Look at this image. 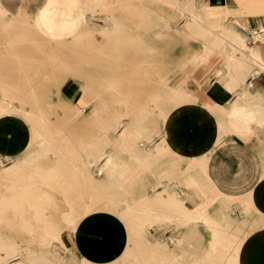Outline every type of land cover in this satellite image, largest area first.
<instances>
[{
	"label": "rangeland",
	"instance_id": "obj_1",
	"mask_svg": "<svg viewBox=\"0 0 264 264\" xmlns=\"http://www.w3.org/2000/svg\"><path fill=\"white\" fill-rule=\"evenodd\" d=\"M86 1L89 6L90 20H89L88 28H86L85 32L83 29L82 30L79 29L78 32L75 33V35L73 36H66L65 38L62 39H55L51 37L52 41L48 42L45 41V38L46 37L48 38L49 36H44L45 34L42 33L43 36H41L42 38H40L37 34L36 29L33 28L31 22H29L28 25L25 26H24L25 24L24 22H16L17 24L12 26V31H15L18 36V40L16 41V43L20 44L22 47L27 46L30 49V51L32 50L31 51L32 53L25 52L26 54L24 53L18 54L16 55V57L13 58V62L17 64L16 67L10 66V68L0 69V98L3 95V93L6 94L7 92L11 94V92H13L18 82L25 81L26 80L24 77L25 75L17 76V73L30 68L41 71L46 69H49V71H52V69L53 70L57 69L59 72L58 74L63 73V71L69 72L71 70H74V73H72L71 76L69 74L70 80L82 85L86 77L91 76L93 73L96 72L95 66L97 62L96 59L97 57L95 53L97 52L98 44L100 45L102 44V46L107 47V41L110 38L117 40V46L120 49V54L118 56H111V55L104 56L102 58V64L104 65L106 63H109L110 61H113L115 58H118V60H120L121 62L120 64L124 66L122 67V69H129L135 71L141 70L140 73L143 75L146 84H148L149 86H155V87L157 86L158 88H160V91L162 93L166 91V88L164 85L157 83V81H159L160 78L159 75L158 76L155 75L154 68L152 67L151 54L139 48L137 38L140 37V35L137 34L138 33L137 31L144 30L143 36L145 40H149V38H151L152 36V33L157 28L167 31L168 33L170 27L167 26L168 25L167 22L168 20H171L172 22L171 27L173 28L174 31L173 32L170 31L169 40L165 42V44L160 48L158 55L163 56L159 60V62L162 61L161 64L164 63V65H162L161 67L163 69L161 70L162 74L165 75V73L171 71L172 73H174L173 74L174 80H176L180 76L179 67L184 63L188 62L194 53L201 52L206 48V46H211L215 44L217 42L215 40L221 42L220 41L221 38L212 39L211 35H213L217 31L221 35H223L226 32L224 27L222 29L214 28L210 24L211 22L208 19L202 20L201 24H195V22L191 20L192 18L190 19V17L186 16V14L184 13L185 11L180 10L179 8H177L176 10L175 9L176 7H174L173 5L170 6V4L163 2L161 0H139V1L138 0L137 1L136 0H132V1L131 0H86ZM177 1L180 2L179 6L181 5L183 6V4L189 3L190 7L191 6L198 7L196 5L197 3H206V1L209 0H192L193 4H191V0L190 1L177 0ZM125 3H128L131 7L135 9L139 8V10L129 11L128 16L121 15L122 11H120V9L122 8V4ZM198 8L200 9L203 7H198ZM46 10L50 12L51 15L64 12L65 16L58 17L59 24H64L65 22L69 21L70 13L75 11L73 6L69 5L68 3L62 0L54 3H48ZM211 12L213 11L211 10ZM2 14L3 12H1V19L3 20L5 17ZM218 16H222V15H218ZM152 17L157 19L156 26H151L148 24V22H151ZM142 20L144 26L142 25L137 26V23L139 21L142 24ZM4 28L8 29V26L6 27L2 26L1 30H3ZM230 32L229 31L227 32L228 36L226 38L228 40H232V42L226 44L232 45V47H234L233 49H235L236 41L234 35H236V31L233 30L232 33ZM30 35L37 37H34L32 42H26V43L20 42L22 39H23L22 41L28 40V37L26 38V36H30ZM76 37L80 38L81 41L70 43ZM39 39H42L44 41H39ZM2 45L8 46V44H2ZM110 46L112 45L110 44ZM0 49L2 50L3 48ZM128 51H130V53L134 55V58H138V60L135 59L134 65L125 64V61H123L122 59V55ZM89 52H91V54H89ZM137 52H141V54H138ZM58 55L61 56L58 57ZM72 60L74 64H72L73 63ZM137 61H139L138 65L136 64ZM9 62L11 64V60ZM30 65L32 67L29 68ZM115 71L118 70L111 68V71L109 70L108 74L112 75L113 72ZM210 81L211 79L209 80V83ZM190 82L194 83L199 89L201 88L202 84H199V82L194 80V77H192ZM188 84L189 83L186 84V89H187L186 91L190 93L191 96L177 100L178 105L173 106L171 112L173 113V116L177 114L178 110L181 109V107L186 103L197 102L195 100L196 99L195 95H200L201 92L198 93L193 92L192 90L189 89ZM4 88H6V90H3ZM56 89L57 86L54 89V91H56ZM62 89L63 88L61 87V90ZM106 92L110 94H115L116 90L113 91L106 90ZM56 94H57L56 92L53 94V98H52L53 101L49 100L45 104L44 101H42L39 103L40 104L39 106L36 105L25 106L24 104L23 107L29 110L28 112L33 111L35 112L34 113L35 115L37 113L39 117L37 115L36 117L40 119L43 123L47 122L48 126H51L52 124L54 125L55 122L58 123L60 127H62L63 124H68L69 126H71V123H69L68 121L65 122H62L61 120L59 121L57 114L59 113L60 116H62L61 119L64 118L62 115V109L64 108L63 113L66 116V118H64L65 120L68 118L77 117L76 115L73 114V112L71 113L70 110H72L73 107L81 106V103L79 101L81 97V92L80 90L77 91L74 97L72 98V100L69 102L72 106L69 104L61 106V104H59L57 101ZM184 96H185V92H184ZM86 97L91 103H95V106L94 107L91 106V108H87L85 115L91 113L93 114L95 112L100 114L102 113L100 112L101 109L103 110L106 109L109 113L105 115L104 113H102L101 117L104 118L111 115L110 118H112L115 117L114 116L115 114L116 117L119 116L120 109H127L126 107H123L121 102L120 103L117 102V99H114L113 101L107 99L106 103H104L103 102L104 100H102L99 97V95L96 98L95 94L93 92H90V90H85L84 98ZM149 97H151L150 93L148 94V96L145 97L146 105L144 106H146L145 108L146 113L150 115L148 116V119L151 120L150 125L153 128H155L156 131L153 134H151L148 141L145 143L143 150L151 149V151L157 157L156 156L152 157V160L148 161L147 155L149 154L148 152L144 151L143 155H145V157L142 160V162L139 164L134 162L132 163V161L130 160L132 154L127 153V151L131 150L130 148L115 146L114 143L108 145L109 150H113V152L115 151L119 152V153H115V156L117 158H122L123 160L125 159L124 161H127L128 164L124 163V165L126 166L129 165L128 167L134 166L136 170L133 173V177H131L132 179L128 177L126 178L124 177L125 182L127 181L128 183L126 184L124 182L125 185L123 184L121 191H123V193L126 192L127 202L129 204H131V202L133 204L134 203L136 204L138 202L137 203L139 204L138 207H140V205L144 207L147 204L151 203L150 201L152 197H154L160 192L164 193L165 191L164 188L166 185L175 184L174 194L175 195L177 194L176 197L178 199H186L188 205L187 208L189 210L193 209L191 210V212L203 210L202 214L208 220L215 221L218 223L222 231L221 234H219V240L215 244H213V231H211L212 229L204 225L202 223L203 221H199L198 223H184L182 221H177V220L175 221L174 219L171 220V222L166 223L164 219L160 217L157 218V216H153L146 213L139 216H135L133 212H130L131 213L130 215V213L127 214L125 208L108 203L107 201H104V199L100 197L98 198V196L97 197L95 196L93 198V207L88 219L91 223L90 228L95 232L94 233L95 235L98 234L100 230H105V225L107 221L105 217L106 213L107 216H110L111 213L117 215L121 224H123L127 228L130 235L129 247L124 256L125 259L116 262L115 264H197V263L210 264L211 261L215 260L214 257H221V258L223 257V259L227 260L230 264H236L235 256L236 253L237 255L239 254L240 246L242 243L240 242L238 245H236L235 218H236V213L239 212V210H236L237 201L234 200L233 202L230 203V206L228 208L229 214H225L219 211L217 207L219 202L215 200L216 197L214 192L208 187H205L204 190L210 202L209 201L204 202L207 199L195 195L193 191V186L191 185L190 182L187 183L188 186L186 190L185 191L182 190V187L180 186H182L183 184L185 185L187 180H190L193 177L194 178L198 177L197 175L203 174V171L200 168V166L195 162L194 160L195 156H192L190 159H187L184 155L181 154L179 149L173 147L171 141L167 136L169 135L168 128L170 125L168 126L167 125L168 122L165 121L161 115H159V111L158 109H156V106L153 104V102H151L150 105L147 104L149 102ZM17 102L20 101L18 100ZM57 103L59 104L58 108L61 107V110L59 111H57ZM129 104H130L129 112L135 111L136 107H134V105H132V103L130 102ZM42 113L46 114L45 115L46 118L45 116L42 115ZM47 117L49 118L47 119ZM124 118H125V124H129V121H127L129 120L128 119L129 115L124 116L123 119ZM6 121H10L11 127L9 132L11 133V138H12V135L14 134V130H15L13 118H5L0 122H6ZM130 125L128 126V129L126 131V136H128L130 140L132 136L134 137V139H136L137 138L135 137L136 133H134L135 131H133L132 128V126H134V123H130ZM51 127L53 128L54 126ZM53 129L55 130V127ZM58 129L59 128L57 127L56 129L57 132L55 131L56 134H54L55 139L57 141L59 140L62 141V138L64 137V133H63L64 131L58 132ZM42 130L45 132V129L42 128ZM93 130L97 137L101 136L100 122H96L93 125ZM68 134L70 135V133ZM116 135L117 133L116 134L114 133V137ZM11 138H10L11 141L9 140V144H8L9 149H11L12 146ZM143 140L144 139H142V141ZM138 141H139L138 143L141 142V140ZM163 141L164 143H162ZM159 144H163L162 145L163 147L161 148V150L156 151L157 149H155V147L158 146ZM141 145H144V143L142 142ZM119 147L122 150H119ZM226 158L227 156L225 157V160ZM223 160L224 158L222 155L221 157L218 158V163L219 164L222 163ZM14 162H15L14 159L4 160L3 165H0V206H1L0 215L1 216L3 215V217L0 218V221H3L2 225H0V231L3 233L4 239L8 240L10 239L9 238L10 236L12 240H15V242L18 243L17 248L26 246L25 248L28 249L31 253L36 254L35 256L37 257V255H42L43 253L42 247L39 245V243L32 242L33 234L31 236L29 234H26L27 229L22 228L19 225V222H21L22 219L21 217H24V215H26V217L24 218L25 221L32 222L34 230H37V232L41 231V227H39L38 224L35 222V219L31 217L32 214L36 213V211L34 210L32 211L31 209H28L29 203L26 202L18 203V204H23L25 206L22 210H18L20 212H17V210L12 206L10 207V204H13L9 202L10 195L13 192L11 187L13 186V183L16 180V178H14L13 175H11L10 177V175L6 174L7 175L6 176L5 173L9 170L10 167H12ZM56 162H57L56 156H54L53 154H48L42 157L38 156V158H36L31 165L22 164L23 167L21 169L22 172L21 177L26 178L28 175L30 174L32 175V173L34 175L37 173L34 179L35 184L33 188L39 187V188H35V189H39L37 190L39 191L37 192L38 195L43 194L42 197H44V195L49 196V199H47L46 202L42 198L43 202L37 203L42 207L39 208L37 213L41 215H45L46 217L43 218V220L48 221L49 224L52 227H54V229H56L59 233L61 232L64 233L65 236L64 238L69 239L76 236L75 230L77 227L74 228L70 224L67 223L64 224L65 221L63 220L64 221L63 222L61 221L62 220L61 218L60 219L57 218V212L54 210L56 199H59L61 201L62 198L61 197L62 195L57 194V190L52 184V182H54V176H56L55 177L56 179H60V175H57L58 172L56 170ZM35 164L36 166L40 167V170H37V172H33V170L36 167L34 166ZM145 166H152V167L149 170V168L146 169ZM222 171H223L222 176L224 178V181L232 185L230 192L236 195V166H223ZM40 173L49 174L51 177H53L52 178L53 180H49L48 182L45 181V184L47 185H44V180L42 179V177L39 176ZM256 173L257 175L261 173L260 166H256ZM246 174H248V172ZM27 179L28 178H26V180ZM26 184H30V183L26 182ZM125 186L127 188H125ZM113 190L116 193L120 192V191L117 192L118 189L116 190L113 189ZM116 197L117 196H115V200L119 199L122 201V198L120 197L116 198ZM129 200L132 201L129 202ZM62 205L65 206L63 203ZM142 207H140V209H142ZM158 210L160 211V209ZM15 212H17V214ZM82 212H83L82 209L80 211L78 210H73L72 212L66 211L64 212V216L67 215L68 213V215L70 214L72 216V219L74 221L77 220L79 222L78 224H80L83 221L82 215H84V212L83 213ZM122 213H124L125 216L122 215ZM142 217H144L145 219H142ZM121 219L122 220L125 219V220L122 221ZM131 219L134 223L131 222ZM142 221L146 223L143 229L137 227L138 223H143ZM8 224L11 225V227ZM12 230L19 231V234H13L11 236L9 234V231ZM80 230L84 231L85 229H80ZM168 230L173 231L174 235H172V237H168L170 234L167 236L164 234ZM23 231L25 233H20ZM78 235H81L82 239H85L86 237V235H84L83 233ZM34 237L39 239V233H36ZM92 240H94L93 237ZM92 242L93 241H91V243ZM167 242L169 243L171 242L170 246L172 247L173 250H171L170 252L159 246V243L163 244ZM91 243H86L82 245V247L80 248L78 247L76 250H73V253L77 254L78 256H83L87 254L91 259L92 264H113L110 256H108L107 258L103 256L100 259V261L96 262L95 261L96 256L94 250L92 251L87 250ZM132 251L133 253H138L136 258L130 255ZM2 253L4 254V252ZM15 262H16L15 259H13L12 261L11 260L7 261V263L9 264L10 263L14 264ZM33 264H48V263L44 259L43 260L39 259L35 261Z\"/></svg>",
	"mask_w": 264,
	"mask_h": 264
},
{
	"label": "crops",
	"instance_id": "obj_2",
	"mask_svg": "<svg viewBox=\"0 0 264 264\" xmlns=\"http://www.w3.org/2000/svg\"><path fill=\"white\" fill-rule=\"evenodd\" d=\"M58 1L60 0H0V48H3L0 49V69L10 68V66L16 67L17 64L13 62L16 55L26 54L25 52L32 53V50L30 51L27 46L22 47L16 43L18 36L15 31H12V26L16 25V22H24V26L31 22L40 38L43 34L49 36L46 37L47 39L45 38V41L48 42L52 41L51 37L62 39L66 36H73L79 29H83L85 32L90 20L87 1L62 0L75 9L70 13L69 21L64 24H59L58 21V17L65 16L64 12L51 15L46 10L48 3ZM196 5L203 8L195 7L201 11V18L195 20L196 22L191 19L193 22L201 24L202 20L208 19L213 27L216 26L214 28L222 29L224 27L226 32L221 35L217 31L211 35L212 39L221 38V42L215 40L217 41L215 44L206 46L201 52L194 53L188 62L179 67L181 73L182 68L188 67L191 62L197 59L196 64L198 65L195 64L189 73L190 76H187L189 80L186 78L185 84L179 87L178 90L186 92L185 95L189 97L190 93L186 91L188 82L190 90L201 93L195 95L196 103H186L173 116L168 128V138L173 147L179 149L187 159L192 156L196 158V156L210 151L204 166L195 160L202 169L203 174L191 178L190 181L187 180L186 184L180 187L185 191L188 186L187 183L190 182L195 195L207 199L204 202H210L204 190L205 187H208L214 192L215 200L219 202L217 205L219 211L225 214H229L230 203L236 200V210H239L235 218L236 245L242 242L238 254L239 264H264V0H209L206 3H197ZM137 9L139 10V8ZM137 9L125 3L122 4L120 11H122L121 15L128 16L129 11ZM181 10L185 11L186 9L182 8ZM1 12L5 17L3 20L1 19ZM171 23V20H168L167 26L171 27ZM141 25L144 26L143 20L142 24L137 23V26ZM2 26H8V29L1 30ZM233 30L236 31V35H234L236 49H233L232 45L226 44L232 42L226 37L228 36L227 32L231 31L230 33H232ZM170 31H174L172 27L168 30V39L163 42H155V40L149 38L153 44L149 50H145L143 46L145 43L144 30L137 31V34L140 35L137 38L139 48L151 54L152 67H154L155 75H159L160 78L159 81H156L161 85H163L161 83L162 79L174 77V73L171 71L165 73V75L162 74L161 70L163 69L161 67L164 63L161 64L162 62H159V60L163 56L158 55L160 48L169 40ZM253 32H259L258 36L255 39H250L249 35ZM27 37L28 40L22 41V39L20 42H32L34 37L37 36L30 35ZM39 41L44 40L39 39ZM79 41L81 39L76 37L70 43ZM222 42L226 45L221 44ZM2 44H8V46ZM97 48L98 52L95 53L97 57L96 72L86 77L83 84L81 83L82 85L71 81L70 77L66 79L65 74L68 72L63 71V73H60L55 83L57 89L56 91L53 90L57 93L58 103L61 106L71 105L69 102L79 90L84 91V95L80 97V103L82 98L88 100L87 97L84 98L85 90L93 92L96 98L99 95L101 99L106 96L110 100L113 94L106 92V90L113 91L118 89L116 86H120V89L129 90L132 97L137 95V103H135L137 106L133 104V101L131 103L136 107V110L141 109L142 117H145V97L149 93H145L146 81L140 73L141 70L122 69L124 66L120 64L118 58L104 65L102 64L104 56H118L120 54L117 40L110 38L107 41V47L98 44ZM223 49L225 51H222ZM226 50L230 52L236 50L234 51L236 54L231 57ZM137 53L141 54V52ZM122 59L125 64L131 65H134L135 59L138 60V58H134L130 51L125 52ZM138 62H136L137 65ZM30 67L32 66L30 65ZM111 68L118 71L109 75L108 71H111ZM43 71H49V69ZM21 75H25L26 80L18 82L11 94L3 93L0 98V121L5 118H13L15 125L14 134L11 138L9 132L10 121L0 122V160L2 161V163L0 161V165H3L4 160L14 159L16 162L25 157L34 144V131L30 120L27 118L28 110L23 106L24 104L26 106L27 100L32 97L31 91L34 81H39V79L34 78L33 68L17 73V76ZM192 77L199 84H202L200 89L190 82ZM149 89L153 93H150L151 97H149L148 105L151 101H154L152 95L161 94L160 88L157 86H149ZM3 90H6V88ZM103 91H105V94H103ZM18 100L20 102H17ZM51 101L53 100L51 99ZM58 103L57 111L61 110V107L58 108ZM88 105L91 108V106H95V103L89 102ZM129 105L127 103L126 108L128 110ZM170 105L177 106V100L174 103L170 102ZM1 107L8 109L1 111ZM77 108L73 107L70 110L71 113L73 112L76 115ZM63 109L62 115L66 118ZM103 111L108 112L106 109L100 110L102 113ZM102 113L97 114L95 112L94 115L92 113L90 115L97 117ZM57 116L59 121L63 122L65 120L64 118L61 119L59 113ZM128 119L129 124L134 123L130 117ZM123 121L125 122V120ZM144 122V118H142V124ZM10 138L12 139L11 149L8 147ZM134 141L135 139L132 137L130 145H133ZM127 153H131V151L129 150ZM222 155L224 160L219 164L218 158ZM223 166H236V195L230 192L232 185L224 181L222 176ZM256 166H260L261 173L259 175L256 173ZM247 172L248 174H246ZM105 217L107 219L105 230H100L99 233L96 231L98 234L92 236L94 240L87 250H94L96 262L100 261L103 256L105 258L110 256L112 263L115 264L125 259L130 235L117 215L111 213L110 216H107L106 213ZM164 234L166 236L170 234L168 237L174 235L172 230H168ZM118 239H120L119 244Z\"/></svg>",
	"mask_w": 264,
	"mask_h": 264
},
{
	"label": "bare ground",
	"instance_id": "obj_3",
	"mask_svg": "<svg viewBox=\"0 0 264 264\" xmlns=\"http://www.w3.org/2000/svg\"><path fill=\"white\" fill-rule=\"evenodd\" d=\"M161 1L170 4V6L173 5L174 7H177V8L180 7L181 9L182 8L186 9L184 13L186 14V16L190 17V19L191 18L194 19L193 21L201 18V11H199V9H197L195 7H192V6L190 7L189 3L183 4V6L181 5L182 6L181 7V6H179L180 2L177 0H161ZM191 4H193L192 0H191ZM169 8H171V7H169ZM177 8H176V10H177ZM186 16H184V17H186ZM156 21H157V19L152 17L151 22H148V24L151 26H156ZM139 23L141 24L140 21H139ZM198 23H199V21H198ZM195 24H197V23H195ZM214 27H216V26H214ZM219 27H220V25H219ZM218 29H221V28H218ZM151 39L155 40V42H158V41L163 42L166 39H168V33H167V31H164L160 28L159 29L157 28L152 33ZM151 39L145 40V43L143 45L145 50H149L150 48H152L153 44L151 42ZM221 44H224V43H221ZM224 45H226V44H224ZM218 46L220 47L219 44H218ZM220 48H222V47H220ZM209 49H212V48H209ZM205 51H207V50H205ZM222 51H225V49H223ZM234 51H236V50H234ZM234 51L230 52V51L226 50V52H228V54H230L231 57H233L234 54H236ZM72 62H73V60H72ZM197 62L198 61L196 60L194 62H191L188 67L182 68L180 76L176 80H174V77H171V78L168 77V78L162 79L161 83L165 86L166 91L162 92L160 95H157V96L155 95L156 97L154 95H152V97H153L152 99H154V101H151V102H153V104L156 106V109H158L159 115H161L162 118H164V120L168 122V124H167L168 126L171 124V120L173 118V113H171L173 106L170 105V102L174 103V102H176V100H179L182 98H187L186 95L184 96V92L178 90V88L185 84L187 76L189 75L190 71L192 70V68L194 67V65ZM196 65H198V64H196ZM58 73L59 72L57 71V69L56 70L52 69V71H42V72L33 69L34 78H37V79H39L40 82L41 81L42 82H41V84H39L40 83L39 81H34L33 88L31 91L32 97L27 100L26 104L29 106H34V105L39 106L40 102L44 101V104H45L46 102L51 100L53 98V93H55V92H53V90L56 88L55 83L58 80V76L60 75ZM72 73H74L73 70L66 73L65 78L66 79L69 78ZM69 74H70V76H69ZM117 87H118V89H116V93L113 94V96H112V98H110V100L113 101L114 99H117V102H119V103L121 102L123 107H126L127 103H129V102L131 103L132 101L134 102L133 104L136 105L135 103H137V98H136L137 95L132 97V94L130 93L129 90L120 89V86H116V88ZM170 88H171V90H169ZM109 89H110V86H109ZM145 93L146 94L153 93L149 89V85L146 83H145ZM103 94H105V91H103ZM81 95L82 96L84 95L83 90L81 92ZM128 96H129V98H128ZM189 97H190V95H189ZM106 99H107L106 96L102 97V100H104L103 101L104 103H105ZM54 101H56V100H54ZM89 102L90 101L84 100L82 98L81 106L78 107L77 111H76L77 117L68 118V119L63 121V122L68 121L69 123H71V126H69L68 124H63V126L60 127V125L55 122L54 125L53 124L51 125V126L55 127V130L53 129L54 127L52 128L51 126H48L47 122L43 123L40 119H38L36 117L37 113L35 115L34 114L35 112H33V111L28 112L27 118L30 120L31 126H32L33 131H34V144H33V146L31 145L32 148H31L30 152L25 157L14 162L12 167L9 168V170L5 173V175L6 174L10 175V177H11V175H13L14 178H16V180L13 183V186L11 187L13 192L10 195L9 202H11L13 204H10V207L12 206L13 208H15L17 210V212H20L18 210H22L25 206L23 204H18V203L19 202L20 203L26 202V203H29L28 209H31L32 211L33 210L36 211V213L32 214L31 217H33L35 219V222L38 224V226L41 227V231L37 232V230H34L32 222L25 221L24 218L26 217V215H24V217H21L22 219H21V222H19V225H20V227L27 229L26 234H29L30 236L33 234L32 242L39 243V245L43 249L42 250L43 253H42V255H37V257H36L35 256L36 254L31 253L28 249L25 248L26 246H22L20 248H17L18 243H16L15 240H12V238L10 236H9L10 239H8V240L4 239L3 233L0 231V264H9V263H7V261H10V260L12 261L13 259L16 260V262L14 264H33L35 261H37L39 259H42V260L44 259L45 261H47L48 264L49 263L50 264H92V261L87 254H85L83 256H78L77 254L73 253V250H76L78 247L80 248V247H82V245H84L86 243H91V241H93L91 236L95 232L90 228L91 223L88 219H89V216L91 214V210L93 207V198L95 196L96 197L98 196V198L100 197V198L104 199V201H107L108 203L114 204L115 206L125 208L127 214L130 212H133L135 214V216H139V215L146 213V214H150L153 216H157V218L160 217V218L164 219L166 223H169V222H171V220H174V219H175V221L176 220L182 221L184 223H198L199 221H203L202 223L204 225H206L208 228L212 229L211 231H213V244H215L219 240V234H221V232H222L218 223L215 221L208 220L202 214L203 210L191 212V210H193V209L190 208L191 210H189L187 208L188 205H187L186 199H178L176 197L177 194L176 195L174 194L175 184L166 185L164 188L165 189L164 193L160 192L157 195H155L154 197H152L150 204H147V205L144 204V205H146L144 207H142L140 205V207H142V209H140V207H138L139 206V204H137L138 202L136 204L135 203L133 204L131 202L132 200L131 201L129 200V202H131V204H129L127 202L126 192L123 193V191H121L123 184L125 182L124 177L125 178L126 177H128V178L133 177V173L136 170H135L134 166L128 167L129 165L128 166L124 165V163L128 164L127 161H124L125 159L123 160L122 158H117L115 156V153H119V152H117V151L113 152V150H109L108 145L114 143L115 146H122V147H127V148L130 147L131 148L130 151L132 154V157L130 158V160L132 161V163L133 162L137 163V164L141 163L145 157V155H143L144 151L148 152V154H149V155H147L148 156L147 160L148 161L152 160V157H155L156 155L151 151V149L150 150H143V147L145 146V143L148 141L151 134H153L156 131V129L150 125L151 120L148 119V116H150V115L146 113V109H145V114L143 113L145 115V117L144 116L142 117L141 109L139 111L135 110V111H131V112H129L128 109H120L118 117H116V114L114 115L115 117H112V118H110V116L103 118V117H101V115L94 117L93 116L94 114L93 115H90V114L85 115L86 109L89 108V106H90V105H88ZM7 109L8 108H6V107H1V111L7 110ZM15 109H17V108L15 107ZM153 111H155V110H153ZM40 112H41V110H40ZM103 113L105 115L109 112L105 113V111H103ZM42 115L45 116L46 114L42 113ZM128 115L131 118L132 122H134V126H132V128H133V131H135L134 133H136L135 137H137L135 139L133 145L132 144L130 145L131 140L128 138V136H126L128 124H125V122L123 121V120H125V118L123 119V117L128 116ZM152 116H153V114H152ZM45 118H46V116H45ZM48 118L49 117H47V119ZM142 118H144L145 124H142ZM44 120H46V119H44ZM152 121H154V120H152ZM96 122H100L101 136H99V137L96 136V134L94 133V130H93V125ZM28 124H30V123H28ZM57 127L60 129V130L58 129V132L64 131L63 132L64 137L62 138V141L61 140L57 141L55 139L54 134H56V132H57L56 131ZM42 128L45 129V132L42 130ZM67 132L70 133V135ZM114 133L115 134L117 133V135L115 137H114ZM142 139H144V140L142 141ZM31 140H32V138H31ZM112 140H113V142H112ZM138 140H141V142L138 143L139 142ZM142 142L144 143V145H141ZM162 143H164V141ZM162 145L163 144L156 146L155 147V149H157L156 151L161 150V148L163 147ZM29 147H30V145H29ZM119 150H122V149H120V147H119ZM23 152H25V151H23ZM209 152L210 151H207L206 153H203L199 156H196V158H194V160L200 162L202 164V166H204L205 163L207 162V157L209 156L208 155ZM48 154H53L54 156H56V159H57L56 170L58 172L57 175H60V179H56L55 178L56 176H54V182H52L53 186L57 190V194L62 195L61 201L59 199H56L54 210L57 212V218H59V219L61 218L62 219L61 221H63V220L65 221V222L63 221L64 224L67 223V224L72 225L74 228L77 227L75 230L76 236L73 238H69V239L64 238L65 237L64 233H62V232L59 233L56 229H54V227H52L49 224L48 221L43 220V218L46 217L45 215H41V214L37 213V211L41 207L37 203L38 202L42 203L43 202L42 198L45 200V202L47 201V199H49V196H47V195H44V197L46 198L45 199L44 197H42L43 194L42 195L37 194V192H39L37 190H39V189H35V188H39V187L33 188V186L35 184L34 179H35L37 173L35 175L33 173H32V175L31 174L28 175L26 177V178H28L27 180H26V178L21 177V173H22L21 169L23 167L22 164H25V165L30 164L31 165L32 162L36 158H38V156L42 157V156H45ZM19 157H21V156H19ZM1 163H2V161H1ZM34 166H36V164ZM145 167H146V169L149 168V170H150L152 166H145ZM37 170H40V167L36 166L35 169L33 170V172H37ZM3 171H4V169H3ZM42 171H44V170H42ZM129 173H130V175H129ZM151 175H153V174H151ZM39 176L42 177V179L44 180V185H47V184H45V181L48 182L49 180H53L52 179L53 177H51L47 173H43V174L40 173ZM26 182H28L30 184H26ZM125 183L127 184L128 182L126 181ZM126 186H125V188H127ZM113 189H115V190L118 189L117 192H119V191L120 192L116 193ZM115 196H117L116 198H119V197L122 198V201L119 199L115 200ZM149 197H151V196H149ZM142 201H144V200H142ZM62 203L65 206H63ZM81 209L84 212V215H82L83 221L80 224H83V225L78 224L79 222L77 220L74 221L72 219V216L70 214L68 215V213H67V215L64 216V212H66V211H70V212H72L73 210L80 211ZM158 209H160V211ZM17 212H15V213L17 214ZM178 213H180V214H178ZM122 215H124V213H122ZM130 215H131V213H130ZM2 217H3V215L2 216L0 215V218H2ZM126 217H129V216H126ZM148 217H149V215H148ZM130 218H132V217H130ZM142 219H145V218L142 217ZM154 219H156V218H154ZM124 220L125 219H123L122 221H124ZM2 222L3 221H0V225H2ZM131 222H133L132 219H131ZM202 223H200V224H202ZM145 224L146 223H144V222L138 223L137 227L143 229ZM9 226L11 227V225H9ZM80 229H85V230L81 231ZM20 233H25V232L23 231ZM36 233H39V239L34 237ZM81 233L86 235L85 239H82L81 235H78ZM9 234L11 236L13 234H19V231L12 230V231H9ZM17 237H18V235H17ZM17 237H15V238H17ZM181 241H182V239H181ZM118 242L120 243V239L118 240ZM170 244H171V242L170 243L167 242V243H163V244L159 243V246H161V248H164L165 250L170 252L171 250H173L172 247L170 246ZM177 246H178V244H177ZM2 252H4V254ZM137 254L138 253H133V251L130 253V255L134 258L137 257ZM235 258H236V264H239L237 253H236ZM214 259L215 260L211 261L210 264H230L227 260L223 259V257L222 258L221 257H214ZM106 263H108V262H106ZM203 264H207V263H203Z\"/></svg>",
	"mask_w": 264,
	"mask_h": 264
},
{
	"label": "built area",
	"instance_id": "obj_4",
	"mask_svg": "<svg viewBox=\"0 0 264 264\" xmlns=\"http://www.w3.org/2000/svg\"><path fill=\"white\" fill-rule=\"evenodd\" d=\"M259 32H253L252 34L249 35L250 39H255L258 36Z\"/></svg>",
	"mask_w": 264,
	"mask_h": 264
}]
</instances>
